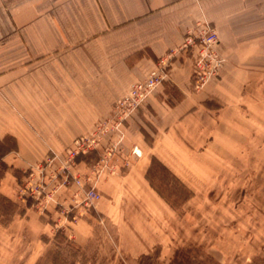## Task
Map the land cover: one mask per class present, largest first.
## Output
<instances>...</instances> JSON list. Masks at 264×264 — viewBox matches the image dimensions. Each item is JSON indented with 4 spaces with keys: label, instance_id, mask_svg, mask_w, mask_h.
<instances>
[{
    "label": "rangeland",
    "instance_id": "374dc122",
    "mask_svg": "<svg viewBox=\"0 0 264 264\" xmlns=\"http://www.w3.org/2000/svg\"><path fill=\"white\" fill-rule=\"evenodd\" d=\"M52 17L61 18L55 0H0V86H34L35 71L37 79L44 77L45 19ZM178 52L172 63L186 51ZM221 54L224 67L238 69L237 90L215 91L206 102L239 115L237 124L223 123L230 132L212 142L220 156L207 154L205 143L196 154L181 156L186 169L177 172L180 177L158 161L147 171L145 156L134 152L127 133L118 143L105 135L97 149L77 157L71 173L61 155L54 165L58 156L50 151L26 170L11 165L13 154L0 188L4 181L13 184L22 201L9 196L17 203L12 216H2L0 207V264H170L176 250L188 245L199 249L192 264H264V39L254 58ZM186 60L194 70L192 52ZM172 68L169 63L164 82H170ZM221 73L197 87L193 71V88L203 92L218 85ZM85 83L95 84L89 76ZM145 137L152 143L147 130ZM12 145L8 138L2 142L0 157ZM76 176L85 189L95 185L100 197L94 204H86Z\"/></svg>",
    "mask_w": 264,
    "mask_h": 264
},
{
    "label": "crops",
    "instance_id": "0c3cea01",
    "mask_svg": "<svg viewBox=\"0 0 264 264\" xmlns=\"http://www.w3.org/2000/svg\"><path fill=\"white\" fill-rule=\"evenodd\" d=\"M55 1L61 18L45 19L44 77L37 79L35 71L34 86H0V140L13 141L6 161L16 155L10 163L22 170L40 165L49 151L58 156L54 165L58 163L73 140L110 116L130 85L146 78L173 49L177 51L198 23L217 29L218 49L229 59L254 58L264 39L259 22L261 18L264 27V0ZM178 55L183 59L174 61L170 82H163L127 123V137L134 138L130 144L140 148L141 158L145 156L147 171L158 161L177 174L186 169L181 156L196 154V146L205 143L207 154L220 156L222 152L211 146L214 138L221 139L230 130L223 123L237 124L238 110L213 109L206 100L215 91H236L233 80L238 69L226 65L218 85L196 92L193 66L186 52ZM85 76L95 84L86 85ZM145 130L152 143L146 141ZM0 189L22 201L13 184L4 181Z\"/></svg>",
    "mask_w": 264,
    "mask_h": 264
},
{
    "label": "built area",
    "instance_id": "2783aa9c",
    "mask_svg": "<svg viewBox=\"0 0 264 264\" xmlns=\"http://www.w3.org/2000/svg\"><path fill=\"white\" fill-rule=\"evenodd\" d=\"M219 41L218 31L207 22L199 24L196 29L190 30L184 43L177 48V51L172 50L168 55L161 58L145 79L130 86L124 96L114 103L110 116L98 122L93 133L79 136L74 140L66 153L62 155L65 162L63 166V169H66L65 172L71 173L70 166L75 164L80 154L97 149L105 135L116 137V143L125 137L127 123L138 114L139 109L168 78L169 63L173 64L171 60L177 55L178 51H190L194 56V86H204L211 78L217 77L226 62V58L218 49ZM112 149L113 147L110 148V151ZM134 152L140 153L138 147L134 148ZM53 161V158L47 159V163ZM100 171V168L96 170L97 173ZM69 178L70 174H67L65 181H68ZM75 183L81 188L85 187L80 176L75 177ZM83 192L88 205L94 204L96 199L100 197L95 185L83 190Z\"/></svg>",
    "mask_w": 264,
    "mask_h": 264
},
{
    "label": "trees",
    "instance_id": "16d2710c",
    "mask_svg": "<svg viewBox=\"0 0 264 264\" xmlns=\"http://www.w3.org/2000/svg\"><path fill=\"white\" fill-rule=\"evenodd\" d=\"M5 140H0V144L4 142ZM10 149L7 148L0 157V180L5 175V173L11 168L10 165L5 160L4 156ZM17 206V203L11 199L8 195H5L0 192V207H2L3 210H1V215H13L14 210L11 211L12 207ZM1 209V208H0ZM199 249L193 246H184L176 250L175 256L173 257L170 264H192V262H195L198 257V251ZM203 261H199L198 264H203Z\"/></svg>",
    "mask_w": 264,
    "mask_h": 264
},
{
    "label": "bare ground",
    "instance_id": "6f19581e",
    "mask_svg": "<svg viewBox=\"0 0 264 264\" xmlns=\"http://www.w3.org/2000/svg\"><path fill=\"white\" fill-rule=\"evenodd\" d=\"M140 151V153H141V150H139Z\"/></svg>",
    "mask_w": 264,
    "mask_h": 264
}]
</instances>
